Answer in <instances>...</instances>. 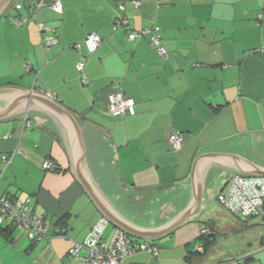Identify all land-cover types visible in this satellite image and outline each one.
Segmentation results:
<instances>
[{
  "label": "crops",
  "instance_id": "1",
  "mask_svg": "<svg viewBox=\"0 0 264 264\" xmlns=\"http://www.w3.org/2000/svg\"><path fill=\"white\" fill-rule=\"evenodd\" d=\"M26 1L17 0L10 7L14 13L0 19V88L51 92L105 129L126 187L186 181L199 156L208 153L236 155L264 168V53L254 52L264 44V0H127L130 27H158L167 59L148 40H130L126 29H114L118 0H62L63 13L42 6L36 19L18 27L15 19L31 12ZM16 3L25 8L17 11ZM40 23L49 30L42 32ZM53 29L59 41L46 52L42 38ZM92 32L102 43L89 54L85 40ZM76 43L80 52L72 47ZM81 59L87 84L76 67ZM114 91L135 100L134 114L110 113ZM36 122L29 113L0 121V194L31 198L51 225L35 244L18 230L12 237L0 230V264H80L68 252L104 214L64 147ZM175 132L186 134L180 151L169 141ZM49 159L57 170L43 167ZM235 174L211 169L197 213L169 240L138 238L157 244L160 253L139 251L122 264H264V220H241L218 200ZM61 226L66 236L56 235Z\"/></svg>",
  "mask_w": 264,
  "mask_h": 264
},
{
  "label": "water",
  "instance_id": "2",
  "mask_svg": "<svg viewBox=\"0 0 264 264\" xmlns=\"http://www.w3.org/2000/svg\"><path fill=\"white\" fill-rule=\"evenodd\" d=\"M17 0H0V18ZM29 5V1H26ZM29 113L69 154L75 174L111 224L135 238L170 239L198 211L211 169L264 177V168L232 154L199 156L188 180L157 187L125 186L111 135L91 124L45 92L0 88V121Z\"/></svg>",
  "mask_w": 264,
  "mask_h": 264
},
{
  "label": "built area",
  "instance_id": "3",
  "mask_svg": "<svg viewBox=\"0 0 264 264\" xmlns=\"http://www.w3.org/2000/svg\"><path fill=\"white\" fill-rule=\"evenodd\" d=\"M27 6L31 12L29 14L20 15L15 19V24L22 27L25 22L30 19H36V11L42 6H49L55 12L63 13L62 0H27ZM127 0H118V6L121 14L113 23L114 29L124 28L128 31L130 40L146 39L155 47L159 56L163 59L169 57V51L163 45L162 35L158 27L149 26L141 29H132L130 27V19L126 14ZM136 7L141 6L140 1H132ZM25 8L24 4L16 3L15 9L21 11ZM261 19V15L259 17ZM39 28L42 32L49 30L44 24L40 23ZM59 41L56 30L53 29L51 34L45 35L42 38L44 50L50 51L52 46ZM102 43V38L96 32L90 33L86 40L85 46L89 54L95 53ZM73 49L81 51L82 45L76 43ZM254 52L264 53V44L261 48ZM77 69L81 73V80L84 84L88 83V77L85 73V61L79 60ZM31 69L30 65H26V70ZM45 92L48 96L58 100L55 94ZM136 102L122 91H114L108 96V110L114 116H125L134 114ZM30 124V121H26ZM186 140V134L175 132L169 137V141L175 151H180ZM2 160L8 164L9 156H3ZM43 167L50 171L56 170V164L53 160H45ZM3 171L0 170V178ZM218 200L222 206L232 215L241 220H249L251 218L264 219V177H254L243 174H235L227 183V190L219 193ZM0 225L10 226L23 233L27 238L37 243L46 237V233L50 228L51 221L46 214L37 213L31 198L25 200L17 197L0 194ZM111 225V221L105 215H102L97 223L91 228L87 237L76 242L69 250V256L80 257V264H122L128 257L139 251H149L157 256L161 249L160 247L149 241L140 240L133 237L125 230L114 227L112 235L107 240L105 234ZM68 229L66 226L58 227L56 230L57 236H66ZM205 235L210 234V230H203Z\"/></svg>",
  "mask_w": 264,
  "mask_h": 264
},
{
  "label": "trees",
  "instance_id": "4",
  "mask_svg": "<svg viewBox=\"0 0 264 264\" xmlns=\"http://www.w3.org/2000/svg\"><path fill=\"white\" fill-rule=\"evenodd\" d=\"M15 2V1H14ZM27 7V6H26ZM58 169V167L56 166V170ZM264 220V219H263ZM0 230L9 237H12V232L15 230V228L10 227V226H1L0 225ZM209 240V239H208ZM32 244H35L33 242H31Z\"/></svg>",
  "mask_w": 264,
  "mask_h": 264
},
{
  "label": "rangeland",
  "instance_id": "5",
  "mask_svg": "<svg viewBox=\"0 0 264 264\" xmlns=\"http://www.w3.org/2000/svg\"><path fill=\"white\" fill-rule=\"evenodd\" d=\"M21 1H24V2H25V0H21ZM11 13H14L13 9H9V10L3 15V17L0 18V19H1V20H2V19H5L6 16H7V17H10V16H11ZM112 228H113V226L110 225L109 229L107 230L106 236H109V235L111 234ZM194 247H195V246H194Z\"/></svg>",
  "mask_w": 264,
  "mask_h": 264
}]
</instances>
